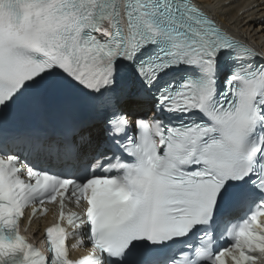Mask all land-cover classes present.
<instances>
[{
    "label": "snow or ice",
    "instance_id": "snow-or-ice-1",
    "mask_svg": "<svg viewBox=\"0 0 264 264\" xmlns=\"http://www.w3.org/2000/svg\"><path fill=\"white\" fill-rule=\"evenodd\" d=\"M18 108L96 132L0 137V264H264V48L204 0H0V118ZM46 204L41 250L21 225Z\"/></svg>",
    "mask_w": 264,
    "mask_h": 264
},
{
    "label": "bare ground",
    "instance_id": "bare-ground-1",
    "mask_svg": "<svg viewBox=\"0 0 264 264\" xmlns=\"http://www.w3.org/2000/svg\"><path fill=\"white\" fill-rule=\"evenodd\" d=\"M204 3L208 5L210 15L235 37L246 40L256 49L264 48V35L260 34L259 23L254 31L248 27L238 30L234 26L239 23L241 13L245 22L264 20V0H204ZM221 5H230V7L222 8ZM129 89L135 94L136 90L133 86L129 85Z\"/></svg>",
    "mask_w": 264,
    "mask_h": 264
}]
</instances>
